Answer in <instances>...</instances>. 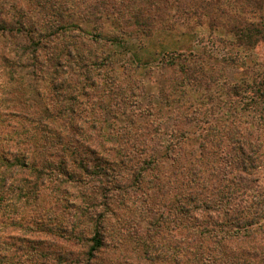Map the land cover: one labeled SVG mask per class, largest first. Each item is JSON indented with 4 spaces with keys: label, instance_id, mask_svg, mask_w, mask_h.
Returning <instances> with one entry per match:
<instances>
[{
    "label": "trees",
    "instance_id": "obj_1",
    "mask_svg": "<svg viewBox=\"0 0 264 264\" xmlns=\"http://www.w3.org/2000/svg\"><path fill=\"white\" fill-rule=\"evenodd\" d=\"M262 49L264 0H0V264H264Z\"/></svg>",
    "mask_w": 264,
    "mask_h": 264
},
{
    "label": "rangeland",
    "instance_id": "obj_2",
    "mask_svg": "<svg viewBox=\"0 0 264 264\" xmlns=\"http://www.w3.org/2000/svg\"><path fill=\"white\" fill-rule=\"evenodd\" d=\"M197 30V35L189 33L184 34V31H187L185 26H178L176 30L157 31L149 38H142L141 40L131 41V55H137L139 57L146 58V60H150L151 65L154 67L153 71H148L146 70L147 65H145L143 67L144 70L138 73V77L144 80L146 89L150 94H156V92H158L157 81L160 76L158 70H156L155 68L158 63V60H160L162 55L168 51H196L195 49L196 47H198L199 42L198 37H208L209 35V32H207V30H205L204 28H198ZM217 35H219V33H217ZM259 53L264 54V49L259 51ZM258 54L251 53V58L248 56V63L251 66L253 65L252 61L255 60L257 56L259 57ZM261 59L264 60V55L263 57H261ZM228 77H230V79L233 81H239L243 77V71L242 69H230L228 71ZM260 176L262 178L261 183L264 185V168L261 169ZM14 233L17 232H10V234ZM0 236H3L1 231Z\"/></svg>",
    "mask_w": 264,
    "mask_h": 264
}]
</instances>
